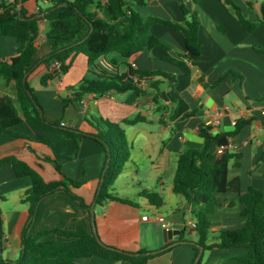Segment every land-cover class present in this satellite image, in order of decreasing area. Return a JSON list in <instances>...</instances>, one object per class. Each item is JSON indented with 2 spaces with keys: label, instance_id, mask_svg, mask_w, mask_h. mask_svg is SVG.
Wrapping results in <instances>:
<instances>
[{
  "label": "crops",
  "instance_id": "crops-1",
  "mask_svg": "<svg viewBox=\"0 0 264 264\" xmlns=\"http://www.w3.org/2000/svg\"><path fill=\"white\" fill-rule=\"evenodd\" d=\"M181 1L198 15L200 56L182 58L187 54L184 35L156 26L152 33L163 46L145 50L130 59L117 54L106 59L108 62L115 60L120 73H128L131 66L135 72L146 75L133 79L138 90L110 92L102 97L86 95L80 102H66L75 99L77 83L93 76L84 55L75 58L67 73H62L60 68L54 71L52 67L40 65L28 79L43 115L50 123L59 122L87 134L97 133L95 119L122 125L131 147L130 157L110 194L129 203H96L107 161L106 153L97 141L84 138L76 145L72 141L54 140L53 147H49L36 140L37 133L26 122L16 128L21 137L0 135V161L17 157L40 171L46 181H52L59 175L52 164L42 158H54L66 175L84 184L73 192L87 206L94 208L99 239L109 247L133 255L140 251L148 254L161 251L152 254L155 257L147 264L194 262L192 244L198 241V235L191 229L194 222L192 207L174 192V178L179 154L203 146L200 132L207 127L208 121L218 119L219 125L210 126L212 133L230 135V143L235 147L230 151L238 155L234 162L239 167L230 169V177H239L243 191L255 188L264 192V26L251 33L246 31L234 8L219 0H200L198 3L193 0H149L146 7L133 5L132 8L144 20L156 17L184 24L188 17ZM234 1L249 21H259L264 0ZM23 7L28 17L35 18L46 4L29 0ZM46 43L44 37L38 39L34 63L50 54V46L39 54V49ZM17 48L16 38L0 36V62H10L16 56ZM170 59L184 61L190 74ZM48 72L53 76L45 87L41 78ZM154 72L169 74L175 80L152 76ZM61 74H64L63 78ZM15 94V84L0 77V97H15ZM136 118L141 121L134 125L124 123ZM238 125L241 126L238 128ZM31 187V179L17 178L10 164L0 168V191L3 194L0 201L5 205L4 248L0 254L3 260L16 261L21 257L25 228L34 236L42 230L92 227L91 210L82 208L63 191L41 198L31 215L30 204L24 201ZM145 193L157 198L152 202ZM221 200L223 207L210 217V239L222 230H239L246 223L236 194L223 195ZM235 202L233 207L229 206ZM144 215L150 220L143 221ZM157 215L164 216L171 226L182 228L180 234L168 243L164 241V229L155 220ZM179 241L185 243L169 247ZM243 253L241 249L204 251L202 264H228L229 258ZM77 264L129 263L92 258L78 260Z\"/></svg>",
  "mask_w": 264,
  "mask_h": 264
},
{
  "label": "trees",
  "instance_id": "trees-1",
  "mask_svg": "<svg viewBox=\"0 0 264 264\" xmlns=\"http://www.w3.org/2000/svg\"><path fill=\"white\" fill-rule=\"evenodd\" d=\"M29 0H23V4ZM45 3L40 9V18L28 17L19 0L0 3V36L17 39L16 56L10 62H0V77L7 83H14L15 97H0V135L21 137L16 128L26 122L36 133V140L53 147L54 140L76 145L84 138L97 141L106 153V165L101 176L96 203L104 205L109 201L129 203L110 194L112 187L129 160L131 147L122 125L102 118L95 119L96 134H87L58 123H50L43 115V109L29 85V76L40 66L49 69L55 62L61 64L62 73H67L79 55L88 59L92 78H84L74 90L75 99L68 103L80 102L86 95L102 97L110 92L125 93L138 90L134 78L146 75L135 72L130 66L128 73H120L115 60L108 62L109 55L117 54L130 59L145 50L163 46L153 35V27H167L184 35L186 52L184 59H192L201 54L199 40L200 21L195 11L187 8L181 1L182 9L188 20L179 24L170 20L152 17L144 20L132 6L146 7L149 0H36ZM105 1V3H104ZM200 0H193L198 3ZM234 8L236 15L246 31L253 32L264 26V3L258 22L249 21L234 0H219ZM44 37L50 46V54L34 63L38 51L37 41ZM186 74H190L184 61L170 59ZM160 76L175 80L169 74L154 72ZM53 74L48 72L41 78V84L47 86ZM140 118L125 120V124L134 125ZM241 125H238V128ZM200 136L204 144L200 148L190 149L179 154L174 178V192L182 196L191 205L194 216V231L198 241L192 244L195 252L193 264L197 262L200 249L204 251L241 249L244 253L229 258L228 264H264V192L255 188L243 191L239 177L231 178L230 169L239 167L234 162L238 155L226 149L220 155L217 149L229 145L228 134H213L210 127H204ZM53 139V140H52ZM58 173L59 178L46 181L41 172L17 157H7L0 161V168L11 165L17 178H30L32 187L26 192L25 202L30 204L33 215L38 201L58 191L66 192L82 208L91 210L84 200L73 192L81 188L79 183L63 172L62 166L51 157H43ZM262 161H264V156ZM236 194L238 203L243 207L241 216L246 219L245 226L236 231L222 230L210 239L212 224L210 217L223 207L221 197ZM150 201L156 195L145 193ZM3 194L0 191V200ZM235 203H230L233 207ZM51 237H54L51 239ZM4 248L3 217L0 209V254ZM152 254L140 251L136 255L105 245L98 240L93 228L79 226L75 230H42L32 236L25 228L22 233V254L16 261L0 258V264H77L78 260L100 258L110 262L126 261L129 264H147L154 258Z\"/></svg>",
  "mask_w": 264,
  "mask_h": 264
},
{
  "label": "built area",
  "instance_id": "built-area-1",
  "mask_svg": "<svg viewBox=\"0 0 264 264\" xmlns=\"http://www.w3.org/2000/svg\"><path fill=\"white\" fill-rule=\"evenodd\" d=\"M8 1H10V2H14L15 0H8ZM104 3H105V1H104ZM60 66H61V64H60L59 62H55V63L52 65V69L55 71V70H57L58 68H60ZM132 68L134 69V67H132ZM219 124H220V121H219L218 119H216V120H210V121H208L207 124H206V126H207V127H210V126H217V125H219ZM233 124L236 125L237 123L234 122ZM226 149H228V150H235V147L230 143V139H229V145H228L227 147H221V148L217 149V154H218V155L222 154V153L224 152V150H226ZM142 220H143V221H149V220H150V217H149L148 215H144V216L142 217ZM155 220H156V222H158V223L161 225V227H162L164 230H166V231L170 230L171 227H172L171 224H170V223L165 219V217L162 216V215H157V216L155 217ZM194 228H195V223L193 222V223L191 224V229H194Z\"/></svg>",
  "mask_w": 264,
  "mask_h": 264
},
{
  "label": "water",
  "instance_id": "water-1",
  "mask_svg": "<svg viewBox=\"0 0 264 264\" xmlns=\"http://www.w3.org/2000/svg\"><path fill=\"white\" fill-rule=\"evenodd\" d=\"M22 6H23V0H19V7L21 8ZM42 16H43V14H40V15L36 16L35 18H40ZM32 19H34V18H32ZM91 220H92L93 232H94L95 236L97 237V239L100 240L98 235H97V232H96V225H95V218H94V208L93 207L91 208ZM181 229L182 228L180 226H172L170 230H168V231L164 230L163 234H164L165 243H168L169 241L174 239L175 236L179 235L180 232H181ZM184 243L185 242H183V241L175 242L172 245H170L169 247L177 246V245L184 244ZM159 252H161V251L153 252L152 254H157ZM203 253H204V249L201 248L200 249V254H199L196 262L202 257ZM131 255H133V254H131Z\"/></svg>",
  "mask_w": 264,
  "mask_h": 264
},
{
  "label": "rangeland",
  "instance_id": "rangeland-1",
  "mask_svg": "<svg viewBox=\"0 0 264 264\" xmlns=\"http://www.w3.org/2000/svg\"><path fill=\"white\" fill-rule=\"evenodd\" d=\"M46 44H47V45H45L44 47H41V49H39V50H40V51H39V54L42 53V52H44V50L46 51V48H47L46 46H49L48 43H46ZM61 77L63 78V77H64V74H61ZM61 77H60V78H61ZM88 77H89V78H90V77L92 78L93 76L90 75V76H88ZM81 81H82V80H81ZM81 81H80V82H81ZM80 82H79V83H80ZM68 83H69V82H68ZM79 83H77V84H79ZM47 101H48V103H50V104H54V103H53L52 101H50V100H47ZM94 123L97 124L96 121H94ZM0 209H1V211H2V217H3V216H4L3 211L5 210V205H3L1 201H0ZM186 235H187V234H186ZM187 236H188V235H187Z\"/></svg>",
  "mask_w": 264,
  "mask_h": 264
}]
</instances>
